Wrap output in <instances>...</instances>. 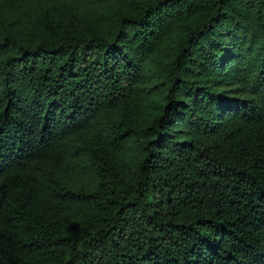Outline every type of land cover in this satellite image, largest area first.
<instances>
[{
    "label": "trees",
    "instance_id": "16d2710c",
    "mask_svg": "<svg viewBox=\"0 0 264 264\" xmlns=\"http://www.w3.org/2000/svg\"><path fill=\"white\" fill-rule=\"evenodd\" d=\"M0 264H264V0H0Z\"/></svg>",
    "mask_w": 264,
    "mask_h": 264
}]
</instances>
